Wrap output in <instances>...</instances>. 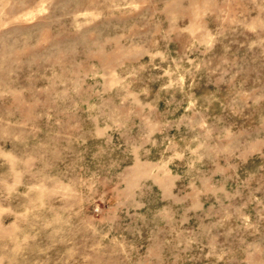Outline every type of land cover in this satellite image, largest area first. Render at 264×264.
<instances>
[{
    "label": "rangeland",
    "instance_id": "374dc122",
    "mask_svg": "<svg viewBox=\"0 0 264 264\" xmlns=\"http://www.w3.org/2000/svg\"><path fill=\"white\" fill-rule=\"evenodd\" d=\"M0 264H264V0H0Z\"/></svg>",
    "mask_w": 264,
    "mask_h": 264
}]
</instances>
